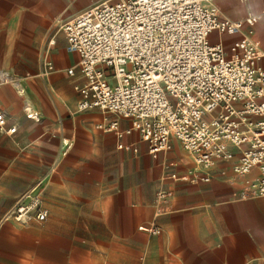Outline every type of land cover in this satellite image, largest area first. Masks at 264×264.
<instances>
[{
  "label": "crops",
  "instance_id": "crops-1",
  "mask_svg": "<svg viewBox=\"0 0 264 264\" xmlns=\"http://www.w3.org/2000/svg\"><path fill=\"white\" fill-rule=\"evenodd\" d=\"M104 1L0 0V70L26 88L20 96L0 84V264H264V196L249 190L257 170L238 175L216 160L209 182L172 180L198 169L180 142L155 157L138 131L126 133L130 120L79 110L68 74L79 55L62 27ZM211 5L232 20L256 18L214 31L213 43L230 55L249 35L264 48V0ZM115 120L118 130H107ZM38 184L47 218L17 221L11 210ZM160 190L170 196L157 204Z\"/></svg>",
  "mask_w": 264,
  "mask_h": 264
},
{
  "label": "built area",
  "instance_id": "built-area-1",
  "mask_svg": "<svg viewBox=\"0 0 264 264\" xmlns=\"http://www.w3.org/2000/svg\"><path fill=\"white\" fill-rule=\"evenodd\" d=\"M255 19L222 17L211 0H106L83 11L62 27L79 55L68 70L82 95L79 110L98 108L130 120L126 133L138 131L155 157L171 150L174 139L180 142L198 169L172 173V180L209 182L216 160L232 162L235 174L258 171L249 190L264 196V48L247 35L228 55L211 41L214 31H238ZM0 84L26 94L22 79L9 71L0 70ZM24 111L40 120L29 103ZM5 126L1 112L0 129ZM118 127L115 120L107 130ZM169 196L160 190L156 203ZM10 215L22 223L47 218L39 184Z\"/></svg>",
  "mask_w": 264,
  "mask_h": 264
},
{
  "label": "rangeland",
  "instance_id": "rangeland-1",
  "mask_svg": "<svg viewBox=\"0 0 264 264\" xmlns=\"http://www.w3.org/2000/svg\"><path fill=\"white\" fill-rule=\"evenodd\" d=\"M211 41H213V40H211Z\"/></svg>",
  "mask_w": 264,
  "mask_h": 264
}]
</instances>
